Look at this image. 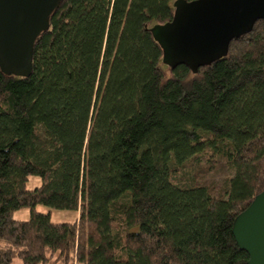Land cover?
I'll return each mask as SVG.
<instances>
[{
    "label": "trees",
    "instance_id": "obj_1",
    "mask_svg": "<svg viewBox=\"0 0 264 264\" xmlns=\"http://www.w3.org/2000/svg\"><path fill=\"white\" fill-rule=\"evenodd\" d=\"M175 1L63 0L30 76L0 70V264H248L232 229L264 191V20L193 74L149 32ZM219 157L218 197L183 182Z\"/></svg>",
    "mask_w": 264,
    "mask_h": 264
},
{
    "label": "water",
    "instance_id": "obj_2",
    "mask_svg": "<svg viewBox=\"0 0 264 264\" xmlns=\"http://www.w3.org/2000/svg\"><path fill=\"white\" fill-rule=\"evenodd\" d=\"M63 0H0V70L28 78L33 49ZM170 22L149 32L162 51V64L187 66L193 74L224 58L230 42L264 20V0H176ZM233 236L249 258L264 264V191L233 223Z\"/></svg>",
    "mask_w": 264,
    "mask_h": 264
},
{
    "label": "rangeland",
    "instance_id": "obj_3",
    "mask_svg": "<svg viewBox=\"0 0 264 264\" xmlns=\"http://www.w3.org/2000/svg\"><path fill=\"white\" fill-rule=\"evenodd\" d=\"M208 168V166H204L203 164L199 166H188V172L184 175L183 182L192 183L197 186H204L213 196L218 197L220 191L223 188L224 181L232 177L234 172L227 167L226 162L220 157L218 162L215 164V167L212 169ZM34 184H37L38 186L39 180L36 178H31L27 184V187L32 189ZM37 209L44 211L45 213L49 211V209L41 206H38ZM23 212L24 213H16L14 215L15 219H26L27 213L25 211ZM76 216L77 215L73 212H51V220L54 222H58L60 220L73 221ZM11 264H20V261L18 259H14Z\"/></svg>",
    "mask_w": 264,
    "mask_h": 264
}]
</instances>
